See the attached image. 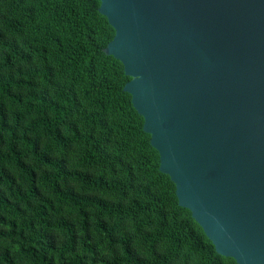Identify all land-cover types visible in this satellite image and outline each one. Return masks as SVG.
Here are the masks:
<instances>
[{"label":"trees","instance_id":"16d2710c","mask_svg":"<svg viewBox=\"0 0 264 264\" xmlns=\"http://www.w3.org/2000/svg\"><path fill=\"white\" fill-rule=\"evenodd\" d=\"M100 0H0V264H236L178 206Z\"/></svg>","mask_w":264,"mask_h":264},{"label":"water","instance_id":"95a60500","mask_svg":"<svg viewBox=\"0 0 264 264\" xmlns=\"http://www.w3.org/2000/svg\"><path fill=\"white\" fill-rule=\"evenodd\" d=\"M178 206L236 264H264V0H100Z\"/></svg>","mask_w":264,"mask_h":264}]
</instances>
